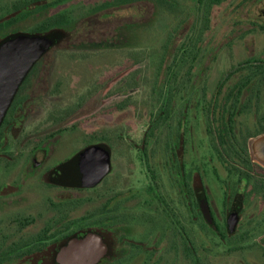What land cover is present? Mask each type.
<instances>
[{"label": "flooded vegetation", "instance_id": "flooded-vegetation-1", "mask_svg": "<svg viewBox=\"0 0 264 264\" xmlns=\"http://www.w3.org/2000/svg\"><path fill=\"white\" fill-rule=\"evenodd\" d=\"M68 1L0 0V65L32 37L62 34L29 66L0 120V264H73L63 256L88 249L101 253L91 264H245L247 251L260 255L252 264H264V159L250 150L264 133V103L215 101L230 89L232 69L264 63V47L213 82L214 68L205 75L211 44L220 54L206 37L213 6L199 55L180 56L174 70L162 63L160 96L145 76L140 93V60L123 56L119 70L117 54L75 89L63 60L117 53L124 31L140 21L80 40L67 13L88 10L78 21H98L140 0L65 8ZM203 92L208 101L200 102ZM141 104L144 128L135 138ZM115 167L133 180L119 185ZM93 172L103 174L88 185Z\"/></svg>", "mask_w": 264, "mask_h": 264}, {"label": "rangeland", "instance_id": "rangeland-1", "mask_svg": "<svg viewBox=\"0 0 264 264\" xmlns=\"http://www.w3.org/2000/svg\"><path fill=\"white\" fill-rule=\"evenodd\" d=\"M80 1L92 0H70L66 3L65 8H77L82 6ZM143 0L138 1L135 5H131L134 9L108 11V17H101L98 21L93 20L95 16L89 17L87 20H80L78 18L88 15V10H70L67 13L68 19L76 21V26L79 31H75L73 38L80 40H94L98 38V30L101 27L103 34H110V31L115 25L121 23L140 21L130 25L125 30V41L121 42L118 46L117 53L114 52L115 48L111 50H99L102 54L99 56H92L87 60H82L79 57L68 56L63 60L62 65L70 72L66 75L69 79L71 88L78 89L81 84L86 82L91 77L94 79L96 71L105 64H111V55L117 54L118 62L117 69H121L124 62L123 56L126 59L140 60V64L134 69V77L139 81V91L143 93V77L148 78V84L153 89L154 85L157 87L162 78L163 62H170L172 60V50L175 46L181 44L183 40L182 33L180 32L186 25H189L191 19L194 17L196 10L195 0H163L164 7L157 9L153 7L151 0L149 8L144 5ZM63 5V4H62ZM60 5V9L62 8ZM86 6V5H85ZM169 9H168V7ZM59 8V7H58ZM169 10H175L169 11ZM63 10H55L59 12ZM67 11V10H66ZM184 11L181 18L177 17ZM150 15V19L146 23H142L144 16ZM111 13V14H110ZM179 13V14H178ZM144 15V16H143ZM143 17V18H142ZM181 19V20H180ZM89 22V29L82 25ZM264 24V0H223L220 4L214 6L211 14L210 28L206 32L208 40L217 43L220 54L214 51V47H208L211 53L210 60L205 75L212 72L213 68V82L227 71L232 65L237 64L239 61L244 60L251 55L262 54L261 50L264 47V32L259 30V25ZM85 28V30H83ZM256 28V29H255ZM255 29V30H253ZM93 30V31H89ZM127 32V33H126ZM229 43L227 46L226 44ZM222 47H220V46ZM225 45V47L223 46ZM95 50V49H94ZM154 51H157L154 53ZM98 54L97 52H95ZM219 54V55H218ZM104 57V59H102ZM215 59H217L215 64ZM143 61L149 65L147 68L143 66ZM135 62V61H134ZM215 65V67H214ZM128 68L123 69V72ZM212 89V87H211ZM110 104V99H108ZM107 104V105H108ZM142 104L136 107L134 111L135 125L130 133L135 138L141 135L144 128V114ZM125 112H121L119 118L126 117ZM107 118V119H106ZM110 117H105L102 120V125L108 122ZM90 126V125H89ZM122 154V153H121ZM118 154L114 156L113 160H123L124 155ZM126 157V156H125ZM135 173V172H134ZM119 177V185L121 184L122 177L126 182L133 180L134 174L132 171L126 169H114L113 176ZM127 184V183H126ZM127 186V185H126ZM122 194H127L126 190L120 191ZM245 264H252L253 262H260V255L256 251H247L243 255ZM217 264H223L218 262Z\"/></svg>", "mask_w": 264, "mask_h": 264}, {"label": "trees", "instance_id": "trees-1", "mask_svg": "<svg viewBox=\"0 0 264 264\" xmlns=\"http://www.w3.org/2000/svg\"><path fill=\"white\" fill-rule=\"evenodd\" d=\"M222 1L223 0H195L196 10H203V13L197 12V14H195L191 19L181 44L175 46L171 52L172 60L169 62L168 69L174 70L175 63H177V61L180 59V56L182 55H189L194 58L199 55V50L201 47L199 42L202 41V33L208 27L209 12L213 6L220 4ZM151 3L154 9L156 8L157 11L164 7L163 0H151ZM169 11L174 12L175 10ZM183 15L184 11L177 17L182 19ZM260 27L261 29H264V25ZM156 52L157 51H154V53ZM229 77L231 79L230 89L225 93L220 92L219 95H217L215 100L216 102L264 103V63L256 65L247 63L241 64L232 69ZM161 87L162 85L160 84H158L157 87L154 85L153 91L155 92L156 96H160ZM199 101H208L205 92H203L202 96L199 95Z\"/></svg>", "mask_w": 264, "mask_h": 264}, {"label": "water", "instance_id": "water-1", "mask_svg": "<svg viewBox=\"0 0 264 264\" xmlns=\"http://www.w3.org/2000/svg\"><path fill=\"white\" fill-rule=\"evenodd\" d=\"M61 37L62 34L59 32H54L44 37H32L22 48L18 47V50L13 53V57L9 61L7 60L0 65V120L29 66ZM250 150L254 156L264 159V133L251 140ZM86 169H89V167ZM93 173H88L84 177L87 179L86 183L88 185L94 184L103 174ZM100 254V252H91L88 249L84 254L74 252L63 256V258L68 259L73 264H91L96 261Z\"/></svg>", "mask_w": 264, "mask_h": 264}]
</instances>
